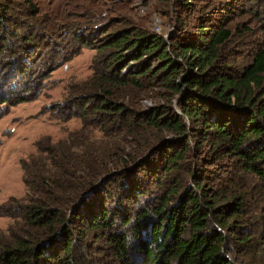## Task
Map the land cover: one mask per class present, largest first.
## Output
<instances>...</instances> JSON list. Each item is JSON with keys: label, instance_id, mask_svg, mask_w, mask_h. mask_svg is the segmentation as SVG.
<instances>
[{"label": "trees", "instance_id": "16d2710c", "mask_svg": "<svg viewBox=\"0 0 264 264\" xmlns=\"http://www.w3.org/2000/svg\"><path fill=\"white\" fill-rule=\"evenodd\" d=\"M81 2L87 20L68 29L78 47L55 60L65 33L33 0H0V115L22 76L95 50L92 74L61 106L83 127L21 160L26 195L0 205L18 229L0 241V264H95L79 226L106 232L118 264H252L254 245L264 259V48L232 64L220 21L202 16L165 37L123 13L129 0ZM191 140L212 166L185 188L170 175ZM224 159L237 170L213 185ZM237 173L241 188L228 185ZM150 184L158 195L144 198Z\"/></svg>", "mask_w": 264, "mask_h": 264}, {"label": "rangeland", "instance_id": "374dc122", "mask_svg": "<svg viewBox=\"0 0 264 264\" xmlns=\"http://www.w3.org/2000/svg\"><path fill=\"white\" fill-rule=\"evenodd\" d=\"M189 1L190 4L186 8V5H182L184 0H145L144 12L129 10L126 6L123 13L134 15L142 25L152 21L154 25L160 23L165 37H168L169 32L180 35V31L177 30L182 23L186 25L185 30L192 31L202 16L209 17L213 22L220 21L232 31V37L222 51L223 56L228 57L232 64L243 63L255 49L264 48V0ZM33 2L41 9V20L51 24L57 34L65 33L63 40H58L62 46L58 52L53 53L56 57L54 59L71 55L75 47H78V43L68 33L69 25L74 23L73 20H87L82 17L86 8L81 0H33ZM229 7L231 11L227 12ZM238 26H241L240 29L246 28V31L244 33L237 31ZM94 55V49L82 47L68 60L56 63L41 76L36 73L30 79L28 76H22L12 91H8L10 103H6L4 113L0 115V205L10 198L21 200L26 195L21 160L28 159L30 155L35 159L39 145L44 144L42 143L44 139H49L52 143L62 141L83 127V122L79 118L66 120L61 106L71 90L78 88L92 74ZM176 110L179 111L178 108ZM190 143V151L184 156V162L180 163L179 168L172 170L170 175V179L175 178L183 182L185 188L193 184L194 176H200L212 166L209 164L212 159L204 153L202 147L195 145L193 140ZM234 168L237 170L232 160L220 161L210 173L211 183L214 185L215 181L219 180L218 176L228 177ZM139 171L142 172H139V175L146 180L145 173ZM242 182L237 173L228 185L241 188ZM115 186V182L108 185L110 190L115 189ZM154 190L155 184H150L144 198L158 195L152 194ZM113 192L110 196L111 202L115 205L117 198H114ZM16 225L14 219L0 215V241L6 240V237L12 234L10 230H18L15 229ZM84 230H86L84 226H79L75 235L79 238L80 233L86 234L84 241L88 242V251L92 254L89 257L91 262L118 264L112 260L113 246L110 240L105 238L106 232ZM259 255L255 253V245L247 253L252 264H264V259Z\"/></svg>", "mask_w": 264, "mask_h": 264}, {"label": "built area", "instance_id": "2783aa9c", "mask_svg": "<svg viewBox=\"0 0 264 264\" xmlns=\"http://www.w3.org/2000/svg\"><path fill=\"white\" fill-rule=\"evenodd\" d=\"M132 4V7H134L137 11H140L141 13L145 11V0H129ZM160 28L159 24L155 25V31H158Z\"/></svg>", "mask_w": 264, "mask_h": 264}]
</instances>
